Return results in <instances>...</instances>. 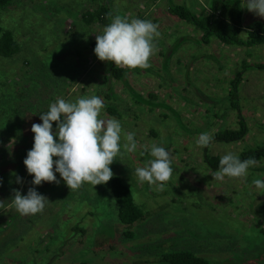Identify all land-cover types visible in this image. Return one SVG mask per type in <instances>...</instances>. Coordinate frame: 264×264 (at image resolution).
<instances>
[{"label": "rangeland", "instance_id": "obj_1", "mask_svg": "<svg viewBox=\"0 0 264 264\" xmlns=\"http://www.w3.org/2000/svg\"><path fill=\"white\" fill-rule=\"evenodd\" d=\"M215 1L109 0L121 16L159 26L158 52L147 69L116 68L95 55L96 34L104 27L82 18L108 0H13L0 11V27L20 45L11 59L0 57V112L2 105L11 112L20 107V128L13 137L25 134L23 143L7 144L6 177L26 195L33 187L23 163L34 143L32 124L42 123L40 113L59 98L74 102L97 95L105 103L104 118H115L124 133H135L136 152L118 156L109 167L144 214L128 227L119 219L111 180L94 187L85 182L71 191L56 173L59 184L34 186L49 199L42 213L22 216L13 204L0 212V264H163L164 255L186 251L210 264H264V193L252 183L264 180V160L248 170L246 180L221 182L204 163V147L196 144L201 133L237 128L229 94L238 76L250 132L240 142L212 144L210 154L238 155L264 143V69L253 68L264 64V44L226 45L215 37L204 44L192 24L168 12L182 6L203 18ZM241 5L244 27L264 29V18L248 11L246 0ZM114 69L127 73L119 80ZM10 114L0 115V152ZM152 143L173 157V175L163 190L135 175L152 158L143 150Z\"/></svg>", "mask_w": 264, "mask_h": 264}, {"label": "clouds", "instance_id": "obj_2", "mask_svg": "<svg viewBox=\"0 0 264 264\" xmlns=\"http://www.w3.org/2000/svg\"><path fill=\"white\" fill-rule=\"evenodd\" d=\"M248 11L264 18V0H246ZM111 15V14H110ZM159 26L150 20L115 15L104 27L102 34H96L94 53L100 61L113 62L116 68L147 69L151 67L150 57L158 52L155 40L161 36ZM104 101L97 95H82L74 102L59 98L40 113L42 123H33L34 143L23 163L29 175L33 176L26 195L13 189L11 200L15 210L22 216L42 213L49 199L40 194L36 187L43 182L59 184L56 173L71 191L79 190L85 182L93 187L107 184L114 173L110 165L126 153L138 148L135 133H124L120 121L104 118ZM53 122L56 129L53 131ZM58 137V139H54ZM214 136L201 133L196 140L198 147H210ZM152 157L143 167L135 169L140 183L147 182L156 190H163L173 175V157L165 147L152 143L143 146ZM53 157H56L55 161ZM55 165V167H54ZM258 165L254 157L241 160L232 152L219 160V169L212 172L214 180H246L248 170ZM17 183L23 179L17 176ZM259 193H264V180L253 182ZM0 201V208H3Z\"/></svg>", "mask_w": 264, "mask_h": 264}, {"label": "trees", "instance_id": "obj_3", "mask_svg": "<svg viewBox=\"0 0 264 264\" xmlns=\"http://www.w3.org/2000/svg\"><path fill=\"white\" fill-rule=\"evenodd\" d=\"M12 5L13 0H0V11L10 8ZM168 12L192 24L194 28L202 34V41L204 44H208L213 37L220 43L226 45L253 47L264 44V29L260 25H257L255 29L249 30L244 27L241 0H216L209 14L203 18H198L188 8L182 6H170ZM115 15L120 14L115 12L109 3H107L106 5H100L98 8L93 9V11L86 12L82 19L87 25L98 24L105 27L111 22V17ZM243 32L246 34V38L241 37ZM19 52L20 45L14 34L0 27V57L11 59L19 54ZM253 68L264 69V64L255 65ZM113 71L114 74H118L115 75V78L119 80L123 79L127 73V70L124 69H114ZM240 81L241 77L238 76L232 83V89L229 94L230 107L236 111L237 115V128L219 131L214 135L212 144L240 142L243 141L250 132L240 103ZM5 85H7L6 82L3 83V87H5ZM2 108L0 115L3 116L7 113H11L10 117L12 118L9 123L10 126L5 132H2L4 138L2 141L4 142L5 148L0 152V201H3L4 207L0 208V212L5 211L12 205L11 200L14 196L13 189H15V183L13 184V182L6 177V171L2 167V163H6V161H4L5 157L9 155L7 152L9 151L10 153L11 151V146L7 144L12 142L23 143L25 138L24 133H20L17 138L13 137V132L20 128L19 122H17L20 120L19 116L22 113V111L19 110L20 107L14 109L12 112L8 110V106L6 105H2ZM107 112L115 116L111 108L107 109ZM53 128L56 129L55 122H53ZM209 149L210 147L203 148V160L209 169L216 171L219 169V160L221 157L211 155ZM11 156H8V158ZM238 156L241 160L254 157L258 160V163H260L264 160V143L254 148L244 150L238 154ZM110 186L118 206L119 219L122 224L132 227L136 222L143 220V212L135 205L132 193L122 179L117 177L112 178ZM161 262L163 264H210L204 258L187 251L166 254L162 257Z\"/></svg>", "mask_w": 264, "mask_h": 264}, {"label": "crops", "instance_id": "obj_4", "mask_svg": "<svg viewBox=\"0 0 264 264\" xmlns=\"http://www.w3.org/2000/svg\"><path fill=\"white\" fill-rule=\"evenodd\" d=\"M107 3H109V0H108V2ZM98 6H100V5H98ZM98 8V7H97ZM96 9V8H95ZM168 9H169V7H168Z\"/></svg>", "mask_w": 264, "mask_h": 264}]
</instances>
